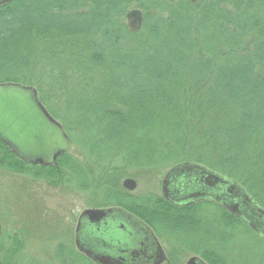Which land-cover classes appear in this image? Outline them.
<instances>
[{
  "label": "trees",
  "instance_id": "1",
  "mask_svg": "<svg viewBox=\"0 0 264 264\" xmlns=\"http://www.w3.org/2000/svg\"><path fill=\"white\" fill-rule=\"evenodd\" d=\"M131 6L144 18L134 34L124 24ZM3 83L33 87L95 167L66 153L53 167L30 166L37 179L55 184L64 172L87 191L90 174L191 162L235 181L264 209V0H11L0 6ZM19 162L0 142V168ZM101 183L95 207L122 208L157 237L195 241L194 216L208 206L253 236L213 203L180 208L153 189L134 195ZM206 240L199 256L225 264ZM55 258L91 264L72 248L59 246Z\"/></svg>",
  "mask_w": 264,
  "mask_h": 264
},
{
  "label": "water",
  "instance_id": "2",
  "mask_svg": "<svg viewBox=\"0 0 264 264\" xmlns=\"http://www.w3.org/2000/svg\"><path fill=\"white\" fill-rule=\"evenodd\" d=\"M11 0H0V6ZM196 5L197 0H188ZM143 25V14L131 9L125 14L130 34ZM0 142L18 159L41 167H53L70 144L62 126L40 103L33 87L0 84ZM122 188L133 192V179L122 181ZM163 199L178 207L210 201L241 219L264 240V210L235 181L195 163L172 167L161 181ZM78 253L93 264H161L164 253L152 231L120 208L87 209L78 217L74 231ZM185 264H205L190 257Z\"/></svg>",
  "mask_w": 264,
  "mask_h": 264
},
{
  "label": "rangeland",
  "instance_id": "3",
  "mask_svg": "<svg viewBox=\"0 0 264 264\" xmlns=\"http://www.w3.org/2000/svg\"><path fill=\"white\" fill-rule=\"evenodd\" d=\"M130 9L136 8L131 6ZM70 143L67 154L84 168L94 169L93 161L86 158L77 144ZM116 165L117 161L113 162V167ZM15 168H0V242L5 250L0 253V264H60L55 258L58 247L75 250L77 218L85 209L97 208L95 206L102 203L99 189L104 179L114 186H121L124 179L130 178L137 187L128 193L140 195L153 189L160 194L161 179L169 170H112L104 178L98 173L90 174L92 184L89 190L78 191L64 172L59 182L51 184L37 179L30 165L15 164ZM211 210L210 207H201L194 216L201 223L197 242L185 240L178 233L172 234L174 240L157 237L167 257L172 258V262L164 264H185L191 256L200 257L198 252L203 250L206 236H212L213 250L225 264H259L258 238L247 234L241 227L220 223ZM222 212L227 217L228 213L223 209ZM200 258L207 264H222L207 254Z\"/></svg>",
  "mask_w": 264,
  "mask_h": 264
},
{
  "label": "flooded vegetation",
  "instance_id": "4",
  "mask_svg": "<svg viewBox=\"0 0 264 264\" xmlns=\"http://www.w3.org/2000/svg\"><path fill=\"white\" fill-rule=\"evenodd\" d=\"M9 151V150H8ZM13 155V154H12ZM14 156V155H13ZM15 157V156H14ZM16 158V157H15ZM22 163V162H21ZM24 164V163H23ZM204 202H209V203H213V202H210V201H204ZM204 202H200V203H204ZM197 204H199V203H196V204H193V205H191L190 207H192V206H194V205H197ZM214 205H217V204H215V203H213ZM208 207H210V206H208ZM185 208H187V207H185ZM220 209H222L221 207H220ZM210 212V211H209ZM151 231H152V233H154V231H153V229L151 228ZM164 256H165V260H164V262H166V261H168L167 259H168V257H167V255H166V253H165V251H164Z\"/></svg>",
  "mask_w": 264,
  "mask_h": 264
}]
</instances>
